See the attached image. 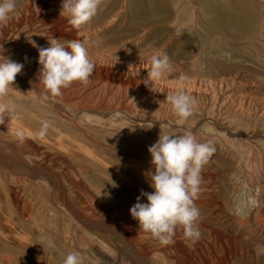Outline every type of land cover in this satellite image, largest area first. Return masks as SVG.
<instances>
[{"label":"rangeland","instance_id":"obj_1","mask_svg":"<svg viewBox=\"0 0 264 264\" xmlns=\"http://www.w3.org/2000/svg\"><path fill=\"white\" fill-rule=\"evenodd\" d=\"M128 1L123 9L119 0H103L109 9L102 10L101 6L94 22L87 26L89 42L84 44L95 63L88 83L73 82L61 90V95H52L62 109H55L50 103L52 99L41 96L31 97L28 108L51 127L58 125L56 111L60 112L64 134L117 168L125 167L126 163L117 158L119 151H133L143 145L149 148L158 140L160 131L175 135L190 128L198 142L215 147L202 168L195 200L200 211L197 224L201 236L193 243L177 229L176 234L184 237L179 240L187 253L183 255L174 244L163 245L139 229L130 215L136 191L119 181L101 178L94 167L90 182L100 186L104 194H90L73 184L67 165L50 164L45 166L55 171L54 176L60 174L63 188L67 189L63 198L68 206L60 212L47 209L45 218L35 215L34 220L43 227V232L35 236L36 243L52 258L51 264H62L72 251L81 254L83 264H157L163 261L162 249L166 254L178 256L183 264H198L195 256L198 244L199 254L206 262L211 254L225 261L226 254L232 253L235 258L230 264H264V252H260V247H264L263 227L257 226L255 220L241 225L238 213V203L247 196L249 184L252 188L256 186L251 188L253 193L261 190L264 199V0H133L131 7ZM48 16L35 26L40 33L38 46L48 47L55 37L61 43L68 41L64 34L71 31L67 24L69 15L59 11ZM160 53L170 57L172 71L164 79L172 80L174 89L178 85L185 88L184 78L198 83V90L193 92L199 105L183 126L166 100L171 91L160 90L157 81L153 84L154 91L143 83L148 75L147 63ZM35 57L34 74L38 79V50ZM99 59L105 60L106 65ZM126 63L133 66L128 68ZM199 89L209 92L206 106L199 99L203 95ZM2 100L14 103L11 95ZM90 108L124 109L105 117L98 111L90 112ZM140 117L156 121H141ZM91 118L102 120L99 122L105 127L110 124L115 127L110 129L111 133L94 128L88 132L85 127ZM82 132H88L91 141L84 140ZM32 142L39 149L48 148L40 138H33ZM146 154L148 158L151 156L149 152ZM46 190L53 204H57L58 192L50 187ZM261 213L264 214L263 206ZM79 218L89 220L82 223L86 235L75 231ZM97 222L101 224L96 225ZM59 234L66 236V242Z\"/></svg>","mask_w":264,"mask_h":264},{"label":"bare ground","instance_id":"obj_2","mask_svg":"<svg viewBox=\"0 0 264 264\" xmlns=\"http://www.w3.org/2000/svg\"><path fill=\"white\" fill-rule=\"evenodd\" d=\"M119 1L124 9V7H126L125 5L127 4V0ZM62 3L63 0H16L17 6L15 11L11 14L10 19L0 26V61H2L3 57H5L24 65L21 73L17 75L13 83V87H10L8 90L7 95L13 96L14 103L2 100V98H0V107L4 108V111L0 113V264H51L52 258H49L35 241V236L43 232V227L34 220L36 218L35 215L40 214V216L43 215V218H45V214H48L47 209L50 208L53 211L56 210L57 212H60L65 209L67 210L68 205L65 203L63 198L65 193H67V189L65 190L63 188V182L61 183L59 178L60 174L54 176L55 171L51 169L50 166L46 167L47 165H67L72 173L71 175L73 176V184L85 192L89 191L90 194H104L100 186L90 182L89 176L91 174V168L94 167L99 170L97 173L101 178L119 181L125 186L136 191L138 194L141 192V190L144 192L154 191V189L150 187L149 178L146 175L150 170H153L151 165V156L148 158V155L146 154L148 152V146L145 147L143 145L133 151H119L117 153V158H123L125 160V167L117 168L111 166L102 159H105V157L99 155L86 145L64 134L60 126L63 116L56 110L54 111H56L58 125L51 127L47 124L45 135H39V132L46 123L43 117H40L38 114H32L28 108V105L30 104V98L41 96L43 98L49 97L52 99V94L45 90V87L38 82V79L34 74V68L37 65L35 57L37 50L36 47L32 46L30 41H34L36 45H38L37 40L39 39L40 33L35 26L42 17L44 18L46 15L50 16L58 14L59 11H61ZM128 5L131 7L133 5V0H129ZM101 6H103L102 10L109 9V5L104 6L102 4ZM197 7V5L194 6V9H197ZM94 19L95 17H93L89 23L82 25L80 29H75L68 21L67 24L71 27V31L65 33L64 38L68 41L81 40L88 44L89 35L85 32L87 30V26L90 25V23H93ZM61 36H59V38ZM91 60H93V58ZM99 61L102 62V65H106L105 60L99 59ZM119 62L122 63L123 61ZM126 64H128V68L133 66L131 63ZM147 65L148 67L146 70L148 74V69L151 67V62L147 63ZM164 78L165 77L157 80L156 82V86H158L160 90L162 89L171 92L175 90H186L193 97V91L198 90V83H195L194 79L182 77L184 78L183 81L185 82V88L183 85H178L177 88L174 89L172 87V80L167 81ZM199 85H201V83H199ZM21 87L24 89H21ZM200 92L203 93V95H198L201 97L199 99L201 103L206 106V99L209 92L205 91L204 89H201ZM50 103L55 109H62V106H60L58 103H55L53 99ZM101 107L102 106H100V108ZM104 107L103 109H107ZM100 108H90V110H92L90 112L98 111V113L100 112L105 117H108L110 115L113 116L116 112L122 109L100 110ZM65 109L66 108L64 107V110ZM84 110V108L80 109L77 111V114H81ZM136 116L134 119H136ZM137 118L139 117L137 116ZM203 119H199V121H202ZM139 120H145L147 122L152 120L156 121L154 118L151 120V117L145 119L140 117ZM99 121L102 120L94 118L89 119V122L85 127L86 130L88 131L91 130V128H94L97 129V131H101L103 133H106V131L111 133L110 129L115 127V125L112 124H110V127H105V125ZM88 132L82 133L84 140L89 142L91 141V138ZM33 138H40L42 141L47 143L48 148L46 150H42V147H40L41 149H39L35 145L36 143L34 144L32 142ZM65 156H69L68 159L71 160L63 158ZM249 185V192L246 190V192H248L246 193L247 196L245 195V197L243 195L245 197H242L243 202L240 204L238 203V209H240L238 211L240 214L239 221L241 225H244L251 222L252 220H255L257 222V226H262L264 231V214L261 213L262 206L264 208V199L261 194V190L258 192L255 190L257 193H253V191H251L252 185ZM48 187L55 189L58 192V195H56L61 197V200L59 197L57 204L55 202L53 204V201H51V196L46 190ZM71 188L72 187H70V189ZM68 192L70 193V191ZM78 192L80 193V191ZM138 194L135 196L134 204L136 203V198L139 196ZM141 202L146 203V198L142 197ZM68 204L71 205L70 203ZM54 205L56 207H53ZM120 207L122 208V206ZM79 222L82 224L84 222H89V220L86 218L81 220L79 218ZM79 222L77 223V227H75V231L80 232L81 235H86L88 232L85 230L83 224L81 225ZM59 237L66 242V236L59 234ZM179 240H184V237H182V235L176 234L171 244H174L176 247H178V250L183 255H187L184 246L180 245ZM196 247L195 256H198V259L196 258L198 264H230L231 260L235 258V254L225 253V261H220L218 258H215V255L211 254L209 261L206 262L203 261L199 254V249H201V246L198 244ZM260 252H264L263 246L260 247ZM161 254L163 261H158L157 264H183L178 256L166 254L163 249ZM228 255H230V257Z\"/></svg>","mask_w":264,"mask_h":264},{"label":"clouds","instance_id":"obj_3","mask_svg":"<svg viewBox=\"0 0 264 264\" xmlns=\"http://www.w3.org/2000/svg\"><path fill=\"white\" fill-rule=\"evenodd\" d=\"M102 4L103 0H63L61 13L69 15V23L75 29H80L97 15ZM16 6V0H0V26L10 19ZM30 42L38 50V80L52 95H61V90L73 82L87 84L93 75L95 63L90 59L83 41L61 43L60 39L53 38L48 47ZM23 67V64L9 58L3 57L0 61V98L8 94ZM171 71L170 57L167 53H160L152 57L151 67L143 83L146 87L151 86L150 90L154 91V82ZM166 100L179 118L180 125L185 124L199 105V100L186 90L172 91L167 94ZM3 111L4 108L0 107V113ZM46 130L47 124L39 135H45ZM148 152L153 170L146 175L154 191L141 190L136 203L130 208L132 219L138 222L139 229L163 245L172 243L177 229L182 230L185 239L195 243L201 236L197 224L200 211L195 205L201 184V171L215 152V147L210 143L198 142L188 128L183 134L175 135L161 134L160 131L158 140L148 148ZM142 197L146 198V203L141 202ZM49 246L52 245L49 243ZM62 264H83L82 256L78 251L69 252Z\"/></svg>","mask_w":264,"mask_h":264},{"label":"water","instance_id":"obj_4","mask_svg":"<svg viewBox=\"0 0 264 264\" xmlns=\"http://www.w3.org/2000/svg\"><path fill=\"white\" fill-rule=\"evenodd\" d=\"M82 220V219H81ZM89 224V223H88ZM90 224H95L94 222L93 223H90ZM101 223L100 222H97L96 225H100Z\"/></svg>","mask_w":264,"mask_h":264}]
</instances>
